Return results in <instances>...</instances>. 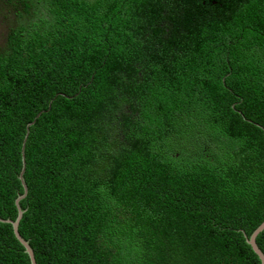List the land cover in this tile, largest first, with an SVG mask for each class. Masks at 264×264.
Returning a JSON list of instances; mask_svg holds the SVG:
<instances>
[{
  "label": "trees",
  "instance_id": "16d2710c",
  "mask_svg": "<svg viewBox=\"0 0 264 264\" xmlns=\"http://www.w3.org/2000/svg\"><path fill=\"white\" fill-rule=\"evenodd\" d=\"M6 1L0 217L34 121L19 229L38 264H260L264 0ZM0 264H32L2 221Z\"/></svg>",
  "mask_w": 264,
  "mask_h": 264
},
{
  "label": "water",
  "instance_id": "95a60500",
  "mask_svg": "<svg viewBox=\"0 0 264 264\" xmlns=\"http://www.w3.org/2000/svg\"><path fill=\"white\" fill-rule=\"evenodd\" d=\"M32 123H34V121L29 122L27 125V133L25 135V139H24L23 146H22L23 167H22V170L20 172L19 177L22 181L21 184H23V186H24V192L20 193L18 195V197L16 198V205L18 207V215L14 220H12L10 218L4 219V218L0 217V221L9 223L13 226L14 233L17 236V238L24 244L25 250H26L28 256H30L31 263L32 264H38L36 256H34L35 251H34L33 246L30 243V240L25 238L19 229L20 221L23 217L24 212L26 211V208H24L21 205V200L27 196L28 190H29L28 184H26V179H25V170H26V151H25V148H26V141H27V138H28V135L30 132V125ZM263 228H264V219L253 229V231L250 233V235L245 234L246 241L251 245V247L260 256L259 257L260 264H264V250L258 246V244L256 242V236H257L258 232H260Z\"/></svg>",
  "mask_w": 264,
  "mask_h": 264
},
{
  "label": "rangeland",
  "instance_id": "374dc122",
  "mask_svg": "<svg viewBox=\"0 0 264 264\" xmlns=\"http://www.w3.org/2000/svg\"><path fill=\"white\" fill-rule=\"evenodd\" d=\"M12 8L8 1L0 0V47L4 45L6 35L14 24L13 20L16 16Z\"/></svg>",
  "mask_w": 264,
  "mask_h": 264
}]
</instances>
